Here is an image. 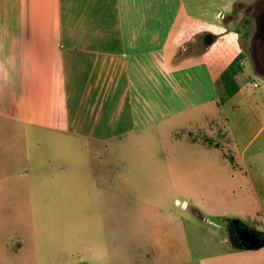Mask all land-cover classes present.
<instances>
[{"label":"crops","instance_id":"obj_1","mask_svg":"<svg viewBox=\"0 0 264 264\" xmlns=\"http://www.w3.org/2000/svg\"><path fill=\"white\" fill-rule=\"evenodd\" d=\"M217 1L0 0V154H21L32 171L28 196L45 204L42 217L69 223L43 228L42 248L34 247L42 264L116 262L130 247L126 218L156 225L148 243L139 237L137 250L190 256L186 226L196 221L181 203L192 198L167 195L170 171L209 167L213 197L214 171L229 164L223 157L226 103L217 82L238 44L216 21L222 19ZM202 34L203 49L187 53ZM228 128L239 150L238 135ZM16 138L21 153L16 142L9 144ZM245 146L242 152L255 155ZM144 170L163 173L161 197L144 195ZM163 199L183 212L159 205ZM158 215L180 229L168 224L166 238L156 237ZM210 247L223 254L221 245ZM260 248L227 254L252 260Z\"/></svg>","mask_w":264,"mask_h":264},{"label":"rangeland","instance_id":"obj_2","mask_svg":"<svg viewBox=\"0 0 264 264\" xmlns=\"http://www.w3.org/2000/svg\"><path fill=\"white\" fill-rule=\"evenodd\" d=\"M205 1L210 4L214 0ZM215 5L218 6L217 13L219 11L222 13V19L217 18V23L224 24L226 31L234 33L238 44L235 49L238 55L232 70H228L222 80L217 82L222 102L226 103L223 157L224 162L228 161L229 164L214 171L217 172L214 183L217 192L213 197H210V190L213 189L207 184L208 176L212 173L209 167L198 172L184 170L185 168L170 171L173 175L171 178L173 192L169 191L167 196L179 199L183 196L192 198L187 205L181 203L186 208L184 212L188 217L196 221L186 226L185 234L191 241L189 257L186 252L181 254L175 251H156L149 246L137 250L136 243H139V237L144 243H148L156 225L147 219L143 222L138 220L136 224L135 220L126 218L122 221V229L126 231L130 247L127 250L122 249L115 256L116 262L108 264H254L264 259V247L254 251L252 260L234 252L227 254L236 249L228 230L229 219H240L248 227L264 232V69L255 66V56L264 55V44L254 36L253 18L264 8V0H218ZM204 37L203 34L196 36L190 43L191 46L187 47V53L194 55L203 49ZM211 39L207 38L206 44L210 43ZM232 71L236 73L230 74ZM229 97L232 106L227 103ZM242 100H247L243 106ZM228 125L238 135L239 147L246 145L245 147H248L250 152H255V155H246L240 148L239 150L235 148V139L231 141L228 137ZM250 140L248 146L246 143ZM15 142L17 151L21 153L19 138L9 141V144L13 146ZM21 157V154L17 157L10 155L8 150L0 154V264H42V260L39 259L40 251L37 250L36 254L34 247L39 249L41 243L42 248V238L46 239L42 234V230H45L43 228L69 227V223L64 219L57 221L53 215L42 217V205L44 207L45 204L38 199L32 201L29 198L28 192L31 188L26 183L30 177L29 172L32 171H29ZM142 173L143 178L141 176L140 179H143L145 185L144 195L149 198L153 196L155 199L161 197L166 186L160 183L158 177L163 176V173L159 170H144ZM163 200L164 202H158L159 205H172L176 212H183L177 204H172V199ZM174 222L158 215L160 233L155 236L164 240L166 232L162 228L168 224L172 231L180 229L176 222L173 224ZM136 227L142 233L141 236L135 235ZM136 230L138 232V229ZM49 239L52 238L47 240ZM210 244L221 245L223 254H220L218 249L210 247ZM53 263L61 262L54 260Z\"/></svg>","mask_w":264,"mask_h":264},{"label":"flooded vegetation","instance_id":"obj_3","mask_svg":"<svg viewBox=\"0 0 264 264\" xmlns=\"http://www.w3.org/2000/svg\"><path fill=\"white\" fill-rule=\"evenodd\" d=\"M253 18H254V26H255L254 36L258 38L259 42H262V44H264V8L259 10V13L256 14ZM206 36H207L206 38H210L212 35L207 34ZM255 57H256L255 66L257 68L264 69V55L260 54ZM228 225H229L228 230L230 233V237L234 241V243L241 242L240 237L238 235V231L240 228H247V226L240 219H234V218L228 220Z\"/></svg>","mask_w":264,"mask_h":264},{"label":"water","instance_id":"obj_4","mask_svg":"<svg viewBox=\"0 0 264 264\" xmlns=\"http://www.w3.org/2000/svg\"><path fill=\"white\" fill-rule=\"evenodd\" d=\"M241 242L233 243L236 248L254 250L264 245V234L251 228H240L238 231Z\"/></svg>","mask_w":264,"mask_h":264},{"label":"trees","instance_id":"obj_5","mask_svg":"<svg viewBox=\"0 0 264 264\" xmlns=\"http://www.w3.org/2000/svg\"><path fill=\"white\" fill-rule=\"evenodd\" d=\"M235 59H236V57H235L234 60L228 65V67L225 68L224 72L222 73V77H223V75H225V74L228 73V70H232L231 68H232V65H233ZM233 73L235 74L236 72H234V71L230 72V74H233ZM222 77H221V80H222Z\"/></svg>","mask_w":264,"mask_h":264}]
</instances>
